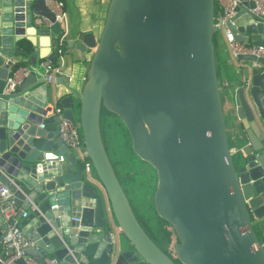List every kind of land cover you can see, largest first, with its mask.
<instances>
[{"label": "water", "instance_id": "obj_1", "mask_svg": "<svg viewBox=\"0 0 264 264\" xmlns=\"http://www.w3.org/2000/svg\"><path fill=\"white\" fill-rule=\"evenodd\" d=\"M213 12L214 0H110L96 39L92 31L77 32L71 20H55L45 0H0V182L29 209L19 223L31 241L26 255L39 264L51 255L60 264H177L146 232L115 172L101 135L104 107L155 170L154 209L175 231L180 263L264 264V70L234 64L249 85L241 80L229 94L235 93L239 144L231 150ZM36 15L50 23H35ZM238 16L235 38L264 46V21L246 8ZM32 33L49 49L65 38L61 79L54 82L70 93L72 62L92 49L76 94L78 116L71 95L60 98L62 117L81 130L91 171L55 140L58 127H44L55 120L47 115L55 90L42 71L39 79L30 72L6 90L13 43ZM46 56L57 63L53 50ZM31 57L34 64L36 53ZM236 57L264 65L261 56ZM0 229L1 247L7 230L1 216Z\"/></svg>", "mask_w": 264, "mask_h": 264}, {"label": "built area", "instance_id": "obj_2", "mask_svg": "<svg viewBox=\"0 0 264 264\" xmlns=\"http://www.w3.org/2000/svg\"><path fill=\"white\" fill-rule=\"evenodd\" d=\"M45 4L54 14L57 21L66 20V11L63 0H45ZM246 8L254 17L255 21H264V0H214L213 23L216 25V31H219L231 51L232 57L239 54H253L256 57H264V46L254 45L249 42L237 40L235 30L238 25L239 11ZM35 23L40 24L43 21L50 23L45 16L36 15L33 19ZM62 42V39L59 38ZM57 52L61 53L60 47ZM43 67V75L47 82H54L60 66L54 63L49 57L40 62ZM249 66L259 67L264 70V65L258 59H252ZM28 66H21L13 70L7 79L6 90L13 89L29 72ZM242 85H249L248 81H243ZM51 115L58 117V138L62 140L70 150L77 152L82 159L85 170L92 168L91 161L87 158L83 135L78 126L62 117V109L53 107L50 109ZM231 150H235L231 147ZM58 159L63 161L64 154H60ZM28 210L18 205L13 198V193L8 186L0 182V216L6 225V233L2 236V246L0 247V264H21L18 259L23 257L26 264H39L34 258L25 254V249L31 244V241L25 235L20 226V220L26 217ZM44 264H60L59 259L53 255L45 257Z\"/></svg>", "mask_w": 264, "mask_h": 264}, {"label": "crops", "instance_id": "obj_3", "mask_svg": "<svg viewBox=\"0 0 264 264\" xmlns=\"http://www.w3.org/2000/svg\"><path fill=\"white\" fill-rule=\"evenodd\" d=\"M64 1V8L66 11V20L68 19L71 20L72 25L76 29L77 32L80 34L87 32V31H92L95 35V38L98 39L107 14L108 6L110 0H63ZM245 17V16H244ZM30 30V28H28ZM23 37L28 38L32 44L34 45L35 49L33 52L36 53V62L33 64L32 60V53L29 56H25L21 54L19 51H16L17 47V42L13 43L12 49L13 53L11 55L12 61L18 62V61H25L26 65L23 66H28L30 68L29 72H33L35 74L36 79H39L41 77V74L38 73V71H42L43 73V67L41 66L40 62L46 58V54L50 51H54L56 55H58V60L57 64L60 66V71L57 73L56 79L60 80L61 72H62V67L64 66V59L62 53L65 51L66 48V40L63 38L62 42L56 41V46L52 49L49 46L46 47L43 43V41H37V35L36 34H23ZM69 37V35H68ZM67 37V39H68ZM33 40H32V39ZM42 38V36H40ZM60 47L62 52L59 53L57 52V48ZM49 50V51H48ZM91 51L92 49H89V51L86 53L85 59L84 60H74L71 65V74L69 76V85L71 88H73V92H69L68 89L66 88V85L64 83H61L59 81L55 82H50L49 87L54 91L55 94L53 93L52 96L50 97L48 101V105L53 108V107H60L63 109L61 103H60V98L63 94L69 93L72 98V108L75 112V115L78 116L79 114V106L78 102L79 99L77 98L76 94L81 93L83 85L85 83V79L87 77V71L89 67V62L91 58ZM230 59H232L233 63L229 62ZM217 60L220 63V71L223 73V84L228 85V93L230 94L231 92H235L238 83H240L241 80L248 81V79L241 74V72L237 71L236 67L234 66L241 65L243 68H248L250 65L251 60H245V59H239L237 57H232L231 51L229 50L228 44L226 43L223 35L221 34V42L219 47L217 48ZM21 67V66H20ZM27 73V74H28ZM26 74V75H27ZM25 76V75H24ZM23 76V77H24ZM23 79V78H22ZM41 94V93H40ZM236 102L235 99V93H233V96H230V105H229V114L231 117V122H232V130L233 133H235L236 127H234V120L232 116V111H231V103L232 101ZM47 115H51V111L47 110ZM58 124V117H55V120L49 121L48 123L45 124V128L47 130H55L57 128ZM55 140H58V134L54 136ZM55 143V147H56ZM239 146L237 143H232L230 144V147L236 148ZM76 156L79 157V154L75 152ZM80 158V157H79ZM81 159V158H80ZM91 171V170H90ZM29 211V209H27ZM0 234H1V229H0ZM259 238L262 243H264V233L259 232ZM175 241V240H174ZM173 241V242H174ZM164 244L162 248L164 251L169 254L176 262L177 264H182L180 263L177 258L173 253H170V251L167 249L168 245ZM170 249V248H169ZM172 249V248H171ZM173 250V249H172Z\"/></svg>", "mask_w": 264, "mask_h": 264}, {"label": "rangeland", "instance_id": "obj_4", "mask_svg": "<svg viewBox=\"0 0 264 264\" xmlns=\"http://www.w3.org/2000/svg\"><path fill=\"white\" fill-rule=\"evenodd\" d=\"M220 42L221 33L219 31H216L214 34V45L216 51L220 45ZM218 71L220 95L224 109L229 144L238 143L235 133H233L232 130V122L229 114L230 96L228 93V85L223 84V73L220 70ZM100 116L101 127L103 130L102 136L107 137V152L113 164L115 172L125 190V193L129 198L136 217L146 230L147 228L151 229L149 227L150 225L152 226L151 230H153L154 224L157 223V216L154 212V208L150 207L151 209H147L146 203H151V201L145 200L144 196L145 194H148V197L151 198V194L153 195L156 185L155 170L148 162L147 163L149 165H147L145 160L144 162H142L143 160L132 150L131 140L127 135L126 127L116 115L109 114L107 112H104L103 110L101 111ZM233 158L234 160H237L236 154L233 155ZM142 165L144 166L145 170L142 172L138 171L137 168L141 170ZM132 168H136V171H134L133 173L129 172V174L128 169ZM130 175H133V177H130ZM170 237V239H173L172 242L176 240L174 233H172V236L170 235ZM170 243L171 242L167 243V249L170 251V253H173L174 251L171 247L172 243Z\"/></svg>", "mask_w": 264, "mask_h": 264}, {"label": "trees", "instance_id": "obj_5", "mask_svg": "<svg viewBox=\"0 0 264 264\" xmlns=\"http://www.w3.org/2000/svg\"><path fill=\"white\" fill-rule=\"evenodd\" d=\"M17 45L18 46H16L17 47V49H16V51H19L21 54H23V55H25V56H29L32 52H33V50L35 49V47H34V45L32 44V42L28 39V38H26V37H23V38H21L20 40H18L17 41ZM215 60H216V71H217V76H218V73H219V71L218 70H220V63H219V61L217 60V51H216V48H215ZM26 62L25 61H18V62H15L14 63V67H13V69H16V68H18V67H20V66H22V65H26L25 64ZM218 81H219V78H218ZM104 110V112H107V113H109V114H114V113H112L111 111H109V110H107L106 108H104V107H102L101 108V111H103ZM115 115V114H114ZM122 122V121H121ZM100 128H101V135L103 134V130H102V127H101V116H100ZM81 131V130H80ZM127 131V130H126ZM127 135H128V132H127ZM129 136V135H128ZM102 139H103V142H104V144H105V147H106V150H107V137H104V136H102ZM106 139V140H105ZM109 140V139H108ZM108 153V152H107ZM88 158V157H87ZM89 159V158H88ZM142 162H144V160L142 161ZM146 162V161H145ZM147 163V162H146ZM113 165V164H112ZM147 165H149L148 163H147ZM134 169V170H133ZM129 171H128V173L130 172V173H133L134 171H136V168H132V169H128ZM131 170H133V171H131ZM137 170L138 171H144L145 169H144V166L142 165L141 166V170H139L138 168H137ZM129 173V174H130ZM130 177H133V175L131 176L130 175ZM134 179V178H133ZM142 185H145V184H142ZM152 193V192H151ZM152 197H153V195L151 194V198H149L148 197V194L146 195L145 194V196H144V199L145 200H150L151 201V203H146V206H147V209L149 210V209H151L150 207H152V208H154V204H153V199H152ZM144 200V201H145ZM147 201V202H148ZM154 212H155V214H156V216H157V223H155L154 224V227H153V230H151L152 229V226L150 225L149 227L151 228V229H149V228H147V230H146V232L152 237V239L162 248V246L164 245V243L165 244H167V243H169V242H171L172 243V248H173V242H172V240L173 239H170L171 237H170V235L172 236V233H174L175 234V231H174V229H173V227H172V225L167 221V220H165L164 218H162L161 216H159L157 213H156V211H155V209H154ZM141 223V222H140ZM143 226V225H142ZM144 227V226H143ZM172 229H173V232H172ZM175 237H176V234H175ZM177 239V238H176ZM171 240V241H170ZM170 243V244H171Z\"/></svg>", "mask_w": 264, "mask_h": 264}]
</instances>
